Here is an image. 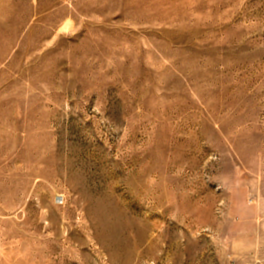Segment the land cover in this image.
<instances>
[{
	"label": "rangeland",
	"instance_id": "1",
	"mask_svg": "<svg viewBox=\"0 0 264 264\" xmlns=\"http://www.w3.org/2000/svg\"><path fill=\"white\" fill-rule=\"evenodd\" d=\"M0 264H264V0H0Z\"/></svg>",
	"mask_w": 264,
	"mask_h": 264
},
{
	"label": "built area",
	"instance_id": "2",
	"mask_svg": "<svg viewBox=\"0 0 264 264\" xmlns=\"http://www.w3.org/2000/svg\"><path fill=\"white\" fill-rule=\"evenodd\" d=\"M57 201L62 203L63 202V199L61 197H57Z\"/></svg>",
	"mask_w": 264,
	"mask_h": 264
}]
</instances>
